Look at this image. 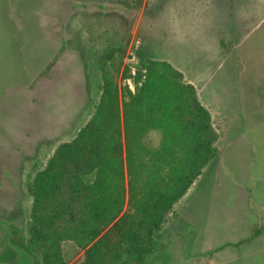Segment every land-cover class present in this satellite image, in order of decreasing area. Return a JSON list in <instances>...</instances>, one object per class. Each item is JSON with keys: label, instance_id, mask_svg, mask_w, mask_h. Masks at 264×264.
Here are the masks:
<instances>
[{"label": "rangeland", "instance_id": "obj_1", "mask_svg": "<svg viewBox=\"0 0 264 264\" xmlns=\"http://www.w3.org/2000/svg\"><path fill=\"white\" fill-rule=\"evenodd\" d=\"M152 60L196 87L219 135L154 263L264 264V0H0V254L27 236L28 176L87 124L103 68L134 90Z\"/></svg>", "mask_w": 264, "mask_h": 264}, {"label": "trees", "instance_id": "obj_2", "mask_svg": "<svg viewBox=\"0 0 264 264\" xmlns=\"http://www.w3.org/2000/svg\"><path fill=\"white\" fill-rule=\"evenodd\" d=\"M133 78L134 90L103 68L87 124L28 176V234L12 230L0 264H65V242L85 250L82 264H154L158 237L216 159L219 135L170 63L149 61Z\"/></svg>", "mask_w": 264, "mask_h": 264}, {"label": "flooded vegetation", "instance_id": "obj_3", "mask_svg": "<svg viewBox=\"0 0 264 264\" xmlns=\"http://www.w3.org/2000/svg\"><path fill=\"white\" fill-rule=\"evenodd\" d=\"M189 247H191L192 245H191V242H189V245H188ZM158 250L156 249V251L155 252H157ZM157 256V255H156ZM156 256H154V258H155V260H157L158 259V256L156 257ZM163 259L164 258H166V255H165V257L163 256L162 257ZM211 260H213V256L211 255V254H209V259H208V262H207V264H209L210 263V261ZM215 261V260H214ZM155 264V263H154Z\"/></svg>", "mask_w": 264, "mask_h": 264}, {"label": "water", "instance_id": "obj_4", "mask_svg": "<svg viewBox=\"0 0 264 264\" xmlns=\"http://www.w3.org/2000/svg\"><path fill=\"white\" fill-rule=\"evenodd\" d=\"M209 264H217L214 260H211Z\"/></svg>", "mask_w": 264, "mask_h": 264}]
</instances>
